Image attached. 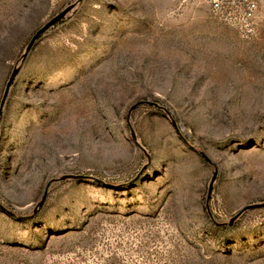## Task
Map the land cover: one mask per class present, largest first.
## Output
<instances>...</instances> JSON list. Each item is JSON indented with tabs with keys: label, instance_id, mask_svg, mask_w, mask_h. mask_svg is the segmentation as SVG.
Instances as JSON below:
<instances>
[{
	"label": "rangeland",
	"instance_id": "obj_1",
	"mask_svg": "<svg viewBox=\"0 0 264 264\" xmlns=\"http://www.w3.org/2000/svg\"><path fill=\"white\" fill-rule=\"evenodd\" d=\"M15 68L0 264H264V0L248 34L200 1L0 0V105Z\"/></svg>",
	"mask_w": 264,
	"mask_h": 264
},
{
	"label": "built area",
	"instance_id": "obj_2",
	"mask_svg": "<svg viewBox=\"0 0 264 264\" xmlns=\"http://www.w3.org/2000/svg\"><path fill=\"white\" fill-rule=\"evenodd\" d=\"M207 4L218 20L250 33L258 10V0H191Z\"/></svg>",
	"mask_w": 264,
	"mask_h": 264
},
{
	"label": "water",
	"instance_id": "obj_3",
	"mask_svg": "<svg viewBox=\"0 0 264 264\" xmlns=\"http://www.w3.org/2000/svg\"><path fill=\"white\" fill-rule=\"evenodd\" d=\"M61 19V16L60 17H57L55 19H53L50 23L46 24L45 26H43L41 29H39L35 35L32 37L27 49H26V54L24 55V57L27 56V54L30 52L31 48L34 46V44L36 43V41L39 39V37L45 32L47 31L54 23H56L58 20ZM18 71L19 69L15 68L7 82V85H6V88H5V91H4V95H3V98H2V102H1V105H0V117L2 115V111H3V107L5 105V102H6V99H7V96L9 94V91H10V88L12 86V84L14 83L15 81V78L18 74ZM67 178H70V179H74V180H88V179H93L95 182L97 183H103L101 180H98V179H95V178H92V177H88V176H83V175H78V176H74V175H70V176H67ZM215 179V176L213 177V180L214 181ZM46 195V194H45ZM45 195L43 196L42 198V201L37 205V208L34 210V213L32 216H29V217H24V218H18L19 220H27V219H31L37 212V210L39 208L42 207L43 203H44V200H45Z\"/></svg>",
	"mask_w": 264,
	"mask_h": 264
}]
</instances>
